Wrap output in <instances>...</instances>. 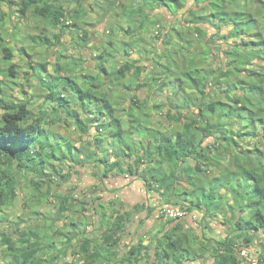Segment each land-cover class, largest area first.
Masks as SVG:
<instances>
[{"label":"trees","instance_id":"obj_1","mask_svg":"<svg viewBox=\"0 0 264 264\" xmlns=\"http://www.w3.org/2000/svg\"><path fill=\"white\" fill-rule=\"evenodd\" d=\"M100 1H104L99 3L102 15L109 16L115 12V16H124L128 27L120 28L126 37L122 36L118 41L119 48L113 53L102 51L98 54L95 74H88L87 71L80 79L70 75L75 70L70 69L71 65L77 64L72 58H66L63 68L55 64V75L43 77L38 68L46 69L45 63L31 68L26 48H20L28 68L36 73L42 96V106L35 116H32L27 101L6 100L4 88H11L10 84L14 86L11 79L15 78L18 70L10 62L14 59L15 47L6 44L5 36L0 34V214L16 203L21 174L31 175L36 181L32 182L33 187L38 188L41 184L56 183L61 186L69 183L73 174L78 176L79 169L89 166L100 173L99 182L111 174L115 175L114 170H117L120 174L136 176L147 191L163 199V204L180 207L187 214L198 211L207 218L225 214L230 238L219 242L193 233L183 234L178 222L171 235L155 236L149 246H144L140 239L128 252L120 255L117 250L121 239L129 231L137 210L118 207L112 215H106L105 206L101 204L97 212L106 227L98 241L90 240L86 233H81L82 236L79 232L64 234L66 247L78 238L77 263L72 264H187L206 260H212L211 264H242L245 260L239 259L238 251L255 242L257 237H264V149L255 145L253 149L243 150V140L246 138L249 141L254 137V128L264 136V110H261L264 106V78L253 76L252 67L253 60L264 58L263 55L256 57L236 48L232 58L224 51L226 69L216 63L213 68L209 67L211 53L208 47L213 44V37H208L204 28H211L215 38L220 36L221 30H227L232 24L231 17L236 15L229 10L240 3L238 0H193L194 6L182 16L184 24L179 26L182 30H177L167 23L159 24V16L154 12L161 8L176 16L179 10L185 8V0H132L130 4L127 0L126 5L123 0ZM11 2L0 0V4L10 5ZM60 2L18 1V12L22 17L31 14L45 24L41 34L27 36L29 45L52 47L45 29L48 27L57 31L68 28L70 32L75 29L81 36L80 41L90 39V32L85 28L88 23L85 3L75 0L71 10ZM110 3L114 8L109 7ZM248 5L252 11L258 6L252 0H244L241 7ZM261 10L264 12V9ZM0 15L1 18L3 14L0 12ZM115 20L112 15L110 21ZM132 20L137 26L133 27ZM177 21L180 23V19ZM113 26L110 25L111 35L117 33ZM148 27L156 29L150 38L151 41L159 40L164 45L162 50L147 48L142 35ZM184 33L195 36V49ZM56 39L59 43L60 39ZM112 46L111 43V49ZM132 51L142 58L150 55L152 61L148 82L137 83L136 89L140 91L149 85L156 92L167 89L173 95L169 97L167 94V100L151 108L161 111L166 107L169 124L166 126L164 123L163 126L169 128L165 132H155L158 124L151 123L146 101L132 94L129 96L130 104L118 108L112 92L104 89L114 84L118 85L117 88L122 87L119 81L132 71L136 77L143 73L144 68L138 65L140 60L131 58ZM117 53L124 58L119 66L114 58ZM163 59L166 63H162ZM242 72L245 76H240ZM218 83L225 87L219 90ZM246 87L247 92L244 91ZM121 114L125 116L124 120L119 117ZM60 115L64 117L65 124L77 127L82 136H87L91 128L96 134L86 142L80 140L79 147L70 139H53L45 132V127L48 120L54 123ZM173 115L176 117L172 118ZM172 121L177 125L174 128ZM236 123L240 129L234 131ZM133 134L148 142L141 143L140 148L135 143L137 151L132 158V148L127 143ZM109 140L118 144L119 150L108 153L103 142ZM118 172L117 176L120 175ZM227 194L232 197L231 203L224 196ZM65 198L60 201L59 214H63L65 209ZM94 201L91 197L88 206H92ZM167 220L172 222L175 219ZM32 237L31 231L21 234L19 242L23 247L20 250L16 248L19 242L6 237L2 238V244L7 245L9 252H19V257L14 259L21 260L22 264H39L32 260L33 254L41 250L38 242H27ZM154 242L157 244L154 245ZM194 244L198 247L195 248ZM257 245L263 252L258 259L264 260V246L261 243ZM153 247L154 252H150ZM212 250L217 253L213 254Z\"/></svg>","mask_w":264,"mask_h":264},{"label":"rangeland","instance_id":"obj_2","mask_svg":"<svg viewBox=\"0 0 264 264\" xmlns=\"http://www.w3.org/2000/svg\"><path fill=\"white\" fill-rule=\"evenodd\" d=\"M13 1L14 5H12ZM18 1L19 0H12L10 5L0 4V12L3 14L0 18V34H3V37L5 36L6 44H13V47H15L13 52L14 59L10 62L16 65V68L18 70L15 78L11 79V81L14 82V86L12 84H10L11 88H7V86H5L4 94H7L6 100H9L10 102H19L23 100L27 101L29 103L32 116H35L39 112V108L42 106V96L37 85V80L35 78L36 73L28 68L25 61L26 58L20 54V48L22 46L26 48L25 51L26 55L29 56L31 68L45 63L44 65L46 66V69H43L42 67L38 68V71H41L40 74L43 77H46L47 75H55V64L58 63L59 66L63 68L66 58H72L73 62H75L77 65H71L70 69L75 70L72 71L70 75H76L77 78L80 79L83 73L87 74V71L88 74H95L94 67L96 65V57L100 52L110 51L111 53H113L114 49L119 48L118 41L121 40V34L111 35L110 25H114L113 27L116 28L118 33L120 31V28H123L124 24H122V26L119 24L120 21L122 22V18L120 15L119 17L115 16V12L113 13V15L114 19L118 20L117 23L110 20L108 21L109 16L102 15V10H100L99 8V3L101 2L103 4L104 1L80 0L81 3H85V7L88 10V23H84H87L89 28L86 27V29L90 30L92 39H88L86 40V42H83L80 41L81 36L75 29L74 31L70 32L68 28H64L63 31H57L52 27H48L45 29L47 30V36L50 39L49 42L52 47L37 44L29 45V37L41 34L43 32L45 24L42 23L39 18H34L31 14H27L25 17H22L18 12ZM74 1L75 0H61L60 3L61 5L64 4V7L69 8L71 6V8H74ZM252 1L258 4L257 7H253L255 11H252V8L249 5L241 7L244 0L237 1L238 3H240L238 4L239 6H233L229 10V12L236 13L234 17H231L232 21L230 23L232 24L229 26V28H227V30H221L220 36L218 35L215 38L213 35L215 34V32L211 28L204 26L205 30H207V36L213 37V44L208 47V52L211 53L208 58V62L211 63L209 64V67L213 68L214 63H216L221 66L223 65V67L226 69L225 65L227 63V58L225 57L226 55L224 54V51L228 53L229 58H232L235 56L232 55L234 54L236 48L246 51L249 54L257 55L256 57L263 55L264 58V12H262L261 10V8L264 9V0ZM130 2H132V0H129V4ZM123 3L126 5V2ZM133 4L136 9V2L134 1ZM110 5L109 7H113L112 3H110ZM191 6H194V1L185 0V8L179 10L176 16L167 13L161 8L155 11L154 14L159 16V18L157 17L159 24H163L164 22L172 25L174 29L178 30L179 26L184 24L183 21H181L183 14H185L187 9ZM93 7L95 9H93ZM251 12H253V14H251ZM164 13L168 14L169 17L165 18ZM249 16H251V18L249 21H247ZM227 17L228 16H226V18ZM177 19H180V23L177 21ZM125 21H127V19ZM1 26H3V28ZM179 30L182 29L179 28ZM155 31L156 29L151 30V28L148 27L144 31V34L142 36L146 40L147 48L149 50H162L164 48V45H162L159 40L151 41L150 36L154 35ZM184 36H188V38L192 41L193 48L195 49V36L187 35L186 33H184ZM125 37L126 36H124V38ZM56 38L60 39L59 43L57 42ZM83 43H85V47L82 46ZM111 43L113 44L112 49ZM152 56L153 55H151V57ZM149 57L150 55H147V57H144L143 61H141L140 63L139 66L144 68V71L139 77H136L134 72L132 71L125 78H122L119 81L122 87L117 88L118 85L114 84L112 87H105L104 89L107 90L106 92H112L114 103L118 108H120L121 106H128L130 104L129 96L132 94H136L138 96V99H140L141 101H146V105L148 106L150 111L149 119L151 123L154 125L158 124V126L155 127V132H165L169 128H165V126H163L164 123L166 124V126L169 124V119L165 115L166 107L164 106V109H162L161 111H155L151 108L155 104H162L164 99L167 100V94L169 95V97H172L173 95L171 91L166 89L159 93L149 85L145 86L143 90L138 91L135 87L137 83L148 82L152 74V61L149 59ZM114 58L115 62H117L116 65L118 66L124 61V58L120 55V53L115 54ZM162 61V63H166L165 59H163ZM252 64L254 70L253 76L264 78V59H255L252 61ZM87 68L90 70H87ZM246 68L250 69V67ZM240 76H245V74L242 72ZM224 87L225 85L222 83H218L217 85V88H219V90ZM244 91L247 92L248 87H246ZM1 95L2 94L0 93V97ZM224 99L225 97L222 98V100ZM46 105L49 109H51L48 104ZM262 108L263 109L261 110H264V106H262ZM119 117L122 120H124L125 118V116L122 114L119 115ZM174 117L176 116L173 115L172 118ZM159 124H161V126ZM171 124L173 128L177 126L175 124V121H172ZM45 128V132L50 134L53 139H58L60 137L62 139H70L71 142L77 147L80 146V140L82 142H86L91 136H94L96 134L94 128H91L87 135L89 137L84 135L82 136L77 127L73 126L71 123L65 124L64 117L62 115L56 117L54 123L48 120V125ZM233 129L234 131L239 130V124L236 123ZM253 132V138H251L249 141L246 138L243 140V150H245L246 148L253 149L255 145H257L261 150L264 149V136L260 135V131L257 128H254ZM129 140L127 144L132 148V158L135 155L134 152L137 151L134 147L135 143L136 146L140 148V146L142 145L141 143L147 144L148 142L143 141L139 136L135 134L131 135L129 137ZM256 141L257 144L255 143ZM103 146L108 149V153H110V151L114 149L119 150L118 144L113 143L111 140L104 141ZM122 169L124 170V167ZM114 172L117 174L118 171L114 170ZM116 174H111L109 178L103 179L101 182H99L98 178L100 177V173H97L95 167L89 166L87 168L79 169L78 176L76 174H73L69 183L66 182L61 186L56 183L50 185L41 184L38 188L33 187L32 182L36 181L31 175L21 174V178L19 179V195L16 203L12 208L6 209L2 214H0L2 220L0 222V264H16V262H18V264H22L21 260L14 259L15 257H19L20 253L7 251V245L2 244V238L6 237L8 239H11L12 241L19 242L21 234L27 233L29 231L33 233V237L29 238L27 242L31 241L32 243L34 241H37V245L41 249L40 252H37V254H33L34 258L32 260H34L35 263L39 262V264H56L57 262L63 261V259H65V261L73 260V263H77V258L68 257L67 255L63 254V252L65 251L64 247H66V239L64 237V234H67L69 232H71V234L74 232H79V234H81L83 232L82 230H80L81 227L79 224H90V226H92L94 223H97V218L99 220V217L97 216V214H99V212H97L99 210L98 207L99 205L104 204L107 201L108 195L106 194V196H104V193H108L106 192L107 187L112 186V184L114 185L118 183H120L121 185H128L136 178V176L134 175L120 174L119 172L118 174L120 175L117 176ZM95 187H97V189H95ZM224 196L227 201H229V203L232 202V197L230 195L227 194ZM91 197L95 201L92 206H88ZM63 198H65L66 200L65 209L63 210V214H59L58 210L60 207V201ZM96 198L98 199L96 200ZM194 199L196 198L194 197ZM118 204V200H115L113 205L105 206L104 208L106 215H112L117 210ZM226 215L230 216V213H226ZM198 216H200L201 219ZM224 217L225 214H219L217 218H208V222L206 224H201L200 222V224L196 226V234H200L197 231H202V229L206 228V230H210L209 232L204 231L206 235L210 234L208 235L209 237L219 236L221 238L223 233H225V228L228 227V225H226L227 221L224 219ZM196 218H199L200 221H202V219L205 220L206 217L203 216L202 213L196 212ZM72 224L73 226L70 227L69 225ZM100 225L101 227L96 231L97 233L94 232L95 239H99V236L95 234H101L105 229L102 222L100 223ZM89 228L93 229V227ZM189 229L187 230L188 232L182 231L183 234L193 233L191 229L190 231ZM57 231H61L62 233H57ZM82 235L83 234L79 236ZM26 238L28 237L26 236ZM140 239H143L142 233H138V240ZM184 240V242H186L185 237ZM54 241H57L59 243V248L52 247V242ZM255 242L259 244L261 243L264 246V237H257ZM16 244V248L18 250L23 247V244H20V242ZM26 245L27 243H25L24 247ZM49 247H51L49 249V252H45V249ZM194 247L197 248V244H194ZM241 249L248 250L252 255H258L260 246H256L254 242H252L249 246H245ZM54 252H56L57 254ZM211 252L213 254L217 253L215 250H212ZM56 255L57 257L55 259L57 260L54 259ZM211 262V260H206L199 262L195 261L193 263L187 264H211ZM242 264L247 263L245 261L242 262Z\"/></svg>","mask_w":264,"mask_h":264},{"label":"crops","instance_id":"obj_3","mask_svg":"<svg viewBox=\"0 0 264 264\" xmlns=\"http://www.w3.org/2000/svg\"><path fill=\"white\" fill-rule=\"evenodd\" d=\"M123 2H127V0H123ZM70 9H72L71 6H70ZM112 15H113V13H112ZM112 15H109L108 21L112 19ZM164 15H165L164 16L165 18L169 17L168 14L164 13ZM113 17H114V15H113ZM121 18H122L121 19L122 22L120 21L119 24L121 26H122V24H124V26H126V25L128 26V21H125L126 18L124 16L123 17L121 16ZM116 20H115V22H116ZM117 22H118V20H117ZM132 23L134 24V27L137 26V23H135V20H132ZM124 26H123V29H126L127 26L126 27H124ZM168 26H169V24H168ZM86 27H88V25H86ZM89 32H90V30H89ZM118 34H121L120 39H122V36H123L122 30H120L118 33H116V35H118ZM90 36H91L90 39H92V35H90ZM131 58L135 59V60L139 59L140 63H141V61H143L142 56L135 51H132ZM140 63H138V65H140ZM122 180H124V179H122ZM119 182H121V181H119ZM106 192L111 193V194L104 193V196H106V194L108 195L107 201H106V203H104V206L113 205L115 200H118V203H119L118 207L123 208V210H134V209L137 210V212L134 214V216L132 218V223L129 227V231L121 239L120 246L117 250V252H119L120 255L123 254L124 252H128L129 248L138 242V233H142L143 245L146 246V245H148V243L150 241H152V239L155 236L164 237L167 235H171L178 222L180 223L183 232H188L187 230L190 228L191 231L193 232V234H195V235L206 237L207 239H213V240H216L219 242H225L230 238V234L228 233V231H229L228 227L225 228V233H223L221 238L219 236L209 237L208 235H210V234L206 235L205 232L206 231L209 232L210 230H206V228L202 229V231H200V230L197 231L200 234H196V226L198 224H200V222H201V224H206L208 222L207 217L205 218V220L202 219V221H200V219H201L200 216H198V217H200V219L196 218V212H198V211H193L190 214H187L184 218L176 219L172 222H169V220L163 218L159 213V208L163 204L162 203L163 199H161L156 193L150 192L149 190L147 191V189H145V187H144V184L141 182L140 179H137V177L128 185H123V184L121 185L120 183L114 184V185L112 184V186L107 187ZM99 215H100V213L97 214V216L99 217V220L97 218L98 222L94 223L92 226H90V224H79L81 227L80 230H82L83 233H86L87 237L90 240H93L94 242L98 241V239H95L94 232L99 230V228L101 227V225H100L101 221H100ZM69 226L72 227L73 224L69 225ZM103 226H104V228L106 227V225H104V224H103ZM89 227H93V229H91ZM190 229H189V231H190ZM95 235L100 237L101 234L98 233ZM156 244H157V242H154V245H156ZM78 245H79V242H78L77 238H74L72 240V244L70 247H64L65 248L64 254L67 255L68 257L77 258L75 256V252L78 249ZM52 247L53 248H57V247L59 248L60 246H59V243L57 241L56 242L54 241V242H52ZM50 248L51 247H49L48 249L46 248L45 252H47V251L49 252ZM150 252H154V247L151 249ZM54 253H56V252H54ZM56 257H57V255L54 257V259ZM55 260H57V259H55ZM72 261H65V259H63V261L57 262L56 264H72L73 263ZM196 262H199V261H196Z\"/></svg>","mask_w":264,"mask_h":264},{"label":"built area","instance_id":"obj_4","mask_svg":"<svg viewBox=\"0 0 264 264\" xmlns=\"http://www.w3.org/2000/svg\"><path fill=\"white\" fill-rule=\"evenodd\" d=\"M159 213L163 218L165 219H179V218H184L186 216V212L181 209L180 207L177 206H172L168 204H163L159 208ZM254 244L257 246V243L254 242ZM259 250V248H258ZM263 253L261 250L258 251L257 254H251L248 250L246 249H240L238 251V257L241 260H245L247 264H264V260H259L260 254Z\"/></svg>","mask_w":264,"mask_h":264},{"label":"clouds","instance_id":"obj_5","mask_svg":"<svg viewBox=\"0 0 264 264\" xmlns=\"http://www.w3.org/2000/svg\"><path fill=\"white\" fill-rule=\"evenodd\" d=\"M187 215V214H186ZM163 217V216H162ZM181 219V218H180Z\"/></svg>","mask_w":264,"mask_h":264}]
</instances>
